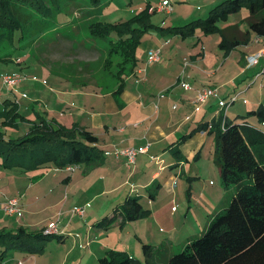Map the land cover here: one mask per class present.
Masks as SVG:
<instances>
[{
	"label": "crops",
	"instance_id": "obj_1",
	"mask_svg": "<svg viewBox=\"0 0 264 264\" xmlns=\"http://www.w3.org/2000/svg\"><path fill=\"white\" fill-rule=\"evenodd\" d=\"M190 1L197 2V5L193 6L189 3ZM222 1L177 0L175 3L191 5L192 11L196 12L204 9L203 11L206 12L207 16L210 9ZM114 2V0H103L100 5L94 6L97 9V20L104 22L125 20L122 17H116L118 18H115L116 20L113 18L112 21L102 19L103 17L109 18L115 16L113 14L120 10L119 4L121 2L119 4H114ZM146 4H149L150 20L155 27L149 29L141 36L134 50V57L136 59L134 66L129 73L122 74V82L115 78L113 85L107 90H103L95 79L77 74L65 75L56 73L49 67L51 71L48 70L49 75H51L53 81L48 87H44L41 84V87L44 89L43 96L45 97L40 96L39 99L37 97V105H42L40 110L36 105L26 101L27 107L24 109L28 110L27 108L31 107L32 112L30 111V115L27 112L23 113L21 111V104L23 105V103L21 102L18 105L16 99L19 98L24 102V97L13 96L15 101L12 102L18 105V111L25 120H18L15 127L1 128L5 131L6 136L18 137L25 134L31 125L30 122L37 120V116H43L47 119L53 118L57 123L68 128L76 125L92 132L97 137L94 145L103 153L102 160L97 157V159H94L90 163H78L72 172L67 171L64 167L57 168L52 163L29 170L20 167L3 168L0 165L1 169L10 170L0 171V230H15L18 227L33 231L42 230L44 225L52 220V216L46 220L45 218L39 219V217L34 216L35 214H29L27 211L29 208L25 206L27 201L30 204L34 198L28 197L27 191L31 190L33 185L44 177H47L55 185L63 184L64 187H73L69 192L71 198H77L76 201L72 202L74 204H77V202L87 204L89 201L87 199L88 196L85 195L84 197V193L88 191L92 193L95 187H97L98 182H102L103 186L111 184L112 188L116 191L126 189L125 186L129 188V192H127L123 201L126 197L133 194L131 193L134 192L133 190H146L148 191L147 195L149 198L147 197V202L150 208L148 206L145 207L143 203L144 193L140 192L134 195L140 196L139 201L142 207L151 211V215H153L154 209L152 204L154 201L152 200L159 195L161 188L164 186H167L171 192L177 186L183 187L185 183L184 179H188L189 182L192 179L194 182H199L198 180L203 176V170H207V173H213L215 176L216 173L219 175V167L213 159L215 134L211 132V128L221 113L230 118L227 108L233 105L236 99L227 107L221 106L220 101L236 95L234 93V86L232 85L233 82L237 81L239 83V80H243L247 75L248 68L261 66V60L255 65L247 66L246 57L264 47V38L258 37V40H256L257 35L251 33L246 44H238L229 50L220 46L223 32L231 38L233 34L240 35V32L248 27L246 19L248 12L243 10L245 8L237 13L228 15L225 20L217 21V30L214 32L205 33L201 28L197 27L190 35L183 37L180 33L163 32V29H160L168 26H181L194 19L204 18L201 17L202 15H197V17L189 19L183 24L167 23L170 17H164L159 24H156L152 19V14L158 11H151V0H129L128 8H130V12L133 15L143 9ZM238 13H241V15ZM235 14L239 16H235ZM179 18L180 15L175 20ZM235 25L237 26L236 28ZM215 33L219 36L214 40V55L210 54L212 55L210 56L204 45V37ZM87 36L88 41L91 42L100 40L91 37L89 29ZM178 37L181 39L180 42L189 37L193 38L194 41L190 46L183 48L180 44H175L174 42ZM252 42L261 44L253 48V46L250 47ZM155 49L160 50L161 59L155 63H148L147 54L150 50ZM232 56H234L235 62L240 65L236 73L238 76L235 75L229 79L223 78V68ZM7 60L6 63H14L11 57H8ZM258 72H254L255 78L253 81L260 77V75H256ZM241 75L244 76L241 78ZM20 83L22 84L20 88L32 92L34 88L32 83L37 82L28 80ZM20 83H17L16 88H18ZM206 86L215 88L216 92L204 102H196V93ZM1 110L2 107L0 106ZM237 116L240 117L241 115ZM250 123L254 124L253 122ZM20 125H24V131L23 129L22 131L18 129ZM259 127L261 128V126ZM9 133L17 135L12 136ZM124 147H145L146 150L138 153L134 163L128 165L125 157H116L112 154L113 151ZM192 163H196L194 168H192ZM20 175L24 179L23 185L22 181H17V177ZM76 180L82 183L81 187L78 184L79 186L75 188ZM150 181H157L160 189L150 191L149 187L146 186ZM210 182L212 183V180ZM193 187L192 185L191 200L195 201V190ZM228 191L222 197V201L218 202V204L216 203V206L228 196ZM149 192H153L154 199H150ZM222 192L223 190L219 186L214 191H207L208 196L210 195L213 201L216 200L215 196H217V193L219 195ZM7 194H16L19 197L20 204V210L10 215H17L18 221L14 220V223L10 224L3 222V215L1 214L4 198ZM198 195L200 196L199 193ZM226 199L224 200L225 202L228 201V198ZM64 201L68 202V196ZM122 202L113 205L111 213L106 216L112 215L114 208ZM223 204L225 203L223 202ZM171 209L173 210L175 207L172 206ZM214 211L211 215L216 213ZM22 216L25 217L24 221L20 219ZM120 221L121 216H117L108 227L118 229L117 245H114V248H107L106 245L103 246L102 250L95 254L98 264V258L103 256L109 249L129 252L127 249L120 247V249H117L116 246H119V244L124 246L126 244L125 240L130 235L128 227L132 224L136 226L133 235L140 244L142 256L131 255L130 252L128 254L141 262L144 261L141 248L143 242L154 246L164 243L167 249L175 245L174 238L178 235L174 229L170 230L169 234L164 238L156 236L158 235L156 231L158 222H154L153 231L147 232L145 228L148 222H145L146 224L141 227L140 222L129 221L120 225ZM151 225L152 223L150 222ZM59 227L60 225H58ZM96 230H100V228H96ZM101 231H95L96 233L92 234L97 235ZM68 236L64 233L62 239H53L52 241L60 240L58 246L66 245L65 241ZM187 238L190 237L185 235L183 237L184 240L180 241L178 245L183 243ZM49 244L50 242L47 246ZM87 246L84 245V248L87 249ZM87 254L88 251L85 250L84 255L87 256ZM41 259H43L42 263L40 262ZM18 260H21L22 264H52V255L49 249L35 254L13 250L2 259L0 264H16ZM62 264L65 263L62 262Z\"/></svg>",
	"mask_w": 264,
	"mask_h": 264
},
{
	"label": "trees",
	"instance_id": "obj_2",
	"mask_svg": "<svg viewBox=\"0 0 264 264\" xmlns=\"http://www.w3.org/2000/svg\"><path fill=\"white\" fill-rule=\"evenodd\" d=\"M103 0H89L98 6ZM60 0H0V42L13 45L15 32L20 30L19 42L24 37L23 28L27 10L33 11L43 24L51 14H58ZM26 10H22V6ZM149 4L124 21L97 20L89 26L91 37L108 41V64L115 59L113 76L122 82V74L129 73L135 63L134 50L143 33L155 27L150 20ZM245 8L248 27L229 38L223 31L220 46L229 50L238 44H246L254 33L264 38V0H223L210 9L204 18L194 19L181 26L162 27L163 32L190 35L199 27L205 33L217 30L216 22ZM54 9V10H53ZM49 22V21H47ZM237 26L235 25V28ZM160 28V27H159ZM20 45V44H19ZM119 60H116L117 58ZM8 61V56L0 57ZM119 84V89H120ZM118 90V89H117ZM10 101V100H9ZM264 124V107L259 104L248 111ZM243 116V115H242ZM221 113L211 132L215 134L214 161L219 167L220 181L228 191V201L214 213L207 227L199 234L187 238L180 249L158 264H264V131L246 119L237 122ZM18 120H25L18 105L5 102L0 111V165L3 168L20 167L35 169L46 164L62 168L81 162L102 160V151L94 144L97 137L79 126L65 127L53 118L37 116L30 122L28 131L18 137L6 136L1 128L15 127ZM154 197L153 192H149ZM139 195H131L114 208L112 215L104 216L94 225L108 228L117 216L120 225L126 221L145 217L149 210L140 204ZM64 234L30 231L23 227L0 230V262L6 255L19 250L26 253H42L53 239ZM144 261L141 262L124 250L109 249L98 258L99 264H156L158 255L167 249L164 243L157 246L142 243Z\"/></svg>",
	"mask_w": 264,
	"mask_h": 264
},
{
	"label": "rangeland",
	"instance_id": "obj_3",
	"mask_svg": "<svg viewBox=\"0 0 264 264\" xmlns=\"http://www.w3.org/2000/svg\"><path fill=\"white\" fill-rule=\"evenodd\" d=\"M60 1L59 13L51 14L52 16L47 18V21L49 22L43 21V24L40 23V20L38 21V17H36L35 12L27 10V20L24 24L25 27L23 28L25 34L20 42V30L15 32L13 45L10 46L6 41L0 42V57H11L12 62H14L6 63V61L0 59L1 107H3L5 102L15 101L13 96H23L25 100L24 102L19 98L16 99L18 105L21 102L23 103V105L21 104V111L23 113L27 112L28 115H30V111L32 112L31 107H28V110L24 109L27 107L26 101L36 105L40 110L42 105H37V100L40 96H43L44 89L41 87V84L44 87H48V85L53 81V78L49 75V67L56 73L65 75L77 74L79 76L95 79L103 90H107L115 82V77L113 76V73L116 70L114 65L115 59L112 58V64H108L107 61L109 50L108 41L103 39L96 40V42L94 41L95 43L88 41V28L90 24L98 18L97 9L89 3V0ZM114 1V4H119V2H121L119 4L120 10L116 11L115 14H113L115 16H111L112 18L103 17V20L112 21V19H115L116 17H122V19L126 20L128 17L132 16V12H130V8H128L129 0ZM151 1L152 5H155L158 0ZM176 1L177 0H172V13L167 15L162 12L153 13L152 19L154 23L159 24L164 17H170L171 20H167V23L170 24H183L189 19L197 17V15L206 17V12L203 11L204 9L199 12L192 11L193 8L191 5H184L183 3L177 4L175 3ZM189 3L193 6L197 5V2L190 1ZM22 10H26L25 5L22 6ZM243 10L245 12L247 11L246 9ZM238 14L241 15V13ZM238 14H235V16H239ZM178 15H180V18L175 20ZM217 36L219 35L215 33L204 37V45L208 51V55H214V40ZM180 40V37H178L174 42L175 44H180L183 48L190 46V44L194 41V39L190 37L182 40L181 42ZM259 44L252 42L250 47H258ZM119 59L120 58L118 57L116 60ZM238 66L240 65L235 62L234 56H232L223 68V78L229 79L237 75ZM260 68L261 66L259 65L253 68H248L247 75L243 78V80H239V83L234 80L235 82H233L232 85L234 86V93H236V101L233 105L229 106L227 110H229L230 118L239 117L237 116L239 114L241 115L239 119L236 120L237 122L246 119L248 122L250 121L261 126L264 131V124H261L258 120V116L255 114H248V111L256 108L259 104H262L264 107V74H261L260 77L253 81L255 78L254 72L260 71ZM3 74L18 76L20 80L17 81V83L28 80L37 83H32L34 86L32 92L20 88V86H22L21 83L18 85V88H16L17 83L15 85L6 86L2 83ZM243 76L244 75H241L240 77L242 78ZM228 99L229 98H225L224 100L228 101ZM18 129L20 131L23 129L24 131V125H20ZM9 134L12 136L17 135L14 133ZM195 165L196 163H192V168H194ZM1 170L10 171L1 169L0 167V171ZM203 171V176H201V179L198 180L199 182H194L193 179L189 182L188 179H184L185 183L183 187L177 186L171 192L168 190L167 186L161 188V192L156 196V198L154 197L155 199L150 197V199H154L152 200L154 201L152 204L154 214L151 215V211H149V214L145 217L130 220V222H140L141 227L146 224L145 222H148L145 228V231L147 230V232L153 231L154 222H158V226L156 227L158 234L156 236L158 238H164L172 229H174L175 233H177L178 236L174 238L175 245L162 251V254L158 255V260L155 259L154 261L155 263L157 262L156 264L163 262L170 254L178 251L180 249V245L178 244L180 241L184 240L183 237L185 235H188L189 237L199 235L207 227V222H209L210 218L213 216L211 214L214 209L218 212L223 208V202L226 203L224 200L228 198V196L223 199V202L216 206V203L218 204V202L222 201V197L228 191V188L221 184L220 175L216 173V178L215 174L207 173V170ZM23 180L22 175L17 177V181H22V185ZM210 180H212V183ZM75 182V188L79 185L81 187L82 183L80 181L76 180ZM192 185L195 190V201L191 200ZM146 186L149 187L150 191L160 189V185L157 181H150ZM218 186L221 190H223V192L219 195L217 193V196H215L216 200L213 201L210 198V195L208 196L207 191H214V189ZM125 188L127 190L123 189L116 191L112 188L111 184L103 186L102 182H98L97 187H95L92 193H89V191L84 193V197L85 195L88 196L87 199L89 201L87 204H80L78 202L77 204L72 203L77 200L75 197H70L69 191L72 190L73 187H64L63 184L55 185L49 181L47 177L39 180L38 183L33 185L31 190L27 191L28 197H34L32 199V203L29 204L28 201L26 204L24 203L25 206L29 208V210H27L29 214H35L34 216L39 217V219L45 218L46 220L52 216V220L57 221L58 225H60L58 230H63V233L69 235L65 241L66 245L63 244L58 246V244H60V240H51L49 246L46 245L44 247V251L49 249V252L52 255V264H62V262L65 264H98L95 254H97L98 251H101L102 247L105 245L107 248H114V245H117V228L112 229L110 227L108 229H104L103 227H98L102 231L99 234L94 235L92 233H96L95 231L100 230H96L97 226L93 223L100 220L104 216L109 215L113 209V205L123 201L127 192H129V188L126 186ZM229 188L230 191L232 187ZM133 191L134 192H131L133 193L132 195L140 192L144 193L143 203L145 204V207L148 206V208H150L147 202L149 198L147 195L148 191H144L143 189ZM11 196L17 195H5L4 202ZM67 196L68 202L64 201L67 199ZM74 205L84 206L85 209L82 216L76 214L72 215L70 213V209L76 207ZM172 206H174L175 209L172 210ZM1 214L3 215L2 218L4 223L10 224L14 223V220L18 221L17 215L10 216L3 211ZM73 217L74 219H72ZM20 219L24 221L25 217L22 216ZM150 222L152 223L151 226ZM135 229L136 226L134 224L129 226L128 230H130V235L125 240L126 244L124 246L119 244L116 248L127 249L131 255H138L141 257L142 253L140 244L136 241L133 235V231ZM30 231L33 230L30 229ZM147 234L149 235V233ZM84 245H88L87 249L84 248ZM85 250L88 251L87 256L84 255ZM40 262L42 263L43 259H41Z\"/></svg>",
	"mask_w": 264,
	"mask_h": 264
},
{
	"label": "built area",
	"instance_id": "obj_4",
	"mask_svg": "<svg viewBox=\"0 0 264 264\" xmlns=\"http://www.w3.org/2000/svg\"><path fill=\"white\" fill-rule=\"evenodd\" d=\"M172 10H173L172 0H158L155 5L151 6V11L170 13L172 12ZM256 40H258V36ZM160 59H161V55H160L159 49L150 50L147 54L148 63H155V62L160 61ZM246 59H247V66L255 65L259 63L261 60L262 61L261 68H260V71L256 75L258 76V75L264 74V48H260L258 51L248 55ZM19 80L20 78L15 75H11V74L2 75V83L6 86L15 85L17 81ZM215 92H216V89L211 86L203 87L200 90H198V92L196 93L195 101L198 103H202L207 98H209L211 95H213ZM235 99H236V95H233L228 99V101L221 100L220 105L223 107H227L229 104L234 102ZM145 150H146L145 147H139V148L124 147V148L113 151L112 154L116 157H119V156L125 157L127 164L130 165L134 163L137 154L140 152H144ZM76 167H77L76 164H70V165L65 166L64 168L67 171L72 172ZM2 208H3V211L8 215H13L17 213L20 210L19 197L18 196L9 197L4 202ZM84 209H85L84 206H76L70 209V213L82 216L84 214ZM43 232L64 234L63 230L62 231L58 230V222L53 221V220L47 223V225L43 229ZM16 264H22V261L18 260Z\"/></svg>",
	"mask_w": 264,
	"mask_h": 264
}]
</instances>
